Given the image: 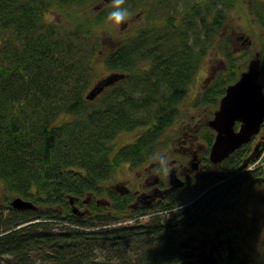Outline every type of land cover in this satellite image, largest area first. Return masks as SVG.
<instances>
[{
    "label": "trees",
    "instance_id": "1",
    "mask_svg": "<svg viewBox=\"0 0 264 264\" xmlns=\"http://www.w3.org/2000/svg\"><path fill=\"white\" fill-rule=\"evenodd\" d=\"M95 1L0 0V190L38 207L0 204V264H180L174 235L199 227L214 211L235 210L257 175L241 168L252 152L247 145L220 166V181L207 184L217 188L192 203L175 193L145 224L113 227L121 215H133L130 199L116 200L107 213L96 204L88 216L72 213L70 197L102 198L121 167H142L164 146L236 6L233 0H130L131 13L145 14L151 27L101 53L107 44L96 29L107 21L109 2L95 16ZM78 6L90 13L76 12ZM55 9L73 14L69 27L48 20ZM96 60L126 77L91 101ZM228 66L196 105H219L240 73L236 63ZM125 134L137 135L120 146Z\"/></svg>",
    "mask_w": 264,
    "mask_h": 264
},
{
    "label": "rangeland",
    "instance_id": "2",
    "mask_svg": "<svg viewBox=\"0 0 264 264\" xmlns=\"http://www.w3.org/2000/svg\"><path fill=\"white\" fill-rule=\"evenodd\" d=\"M129 1L130 0H124V6L129 8L130 4L133 5L132 1ZM105 2L109 3L106 4ZM232 2H234V5H236L234 7L235 9H233V11L227 17V22L224 25V28H222L219 34L216 36L214 46L210 48L208 55L204 59V63L201 67V71L198 74L196 82L191 86L189 96L186 98V101L181 107L180 117L165 135L166 139L164 141V145L166 144V146H164V148L160 150L159 154L167 155L168 159L181 158V156L178 155V152L175 151V148L180 146L179 143L183 141L184 133L188 132L191 127L195 129L197 128L199 137L197 142L204 147L203 151L207 150L208 146L206 144V141L211 139L214 134L207 123L211 120V115L217 108L216 105H212L209 107H200L196 105V103L201 99L203 88H208L210 85H212L213 80L218 75L228 71V65H234L236 63V68L238 69L237 71L241 72L242 70L248 68L247 65L249 64V62L257 53H259L261 55V75L259 80L260 83L264 85V46L258 40L260 31L258 29H256L255 31H246L245 24L247 21L248 2L244 0H233ZM104 3L106 4L105 6L107 11H110L113 7V0H97L93 2L90 12L94 11L96 16L98 14L96 12H98L99 9L102 8ZM88 4H90V2ZM56 9L48 16V20L59 22L63 24V26L69 27V25L72 23L73 14H63L58 12ZM144 9H147V7L143 8V10ZM129 10L130 15L121 25H117L114 22H110L107 20L103 25H100V27L96 29L97 33L100 35L101 41H104L105 44H107L106 46L104 45L102 47L101 53L110 52L116 45L134 35L137 30L151 27L147 22L144 21L145 14L141 13L140 15H138V13H131L132 9ZM80 11L81 13H83V15L90 13L83 11L82 7L78 6L76 12ZM233 28L236 29V34L244 33L247 35H251L253 41L252 45L242 46L240 45V42L228 44L227 38L230 33L233 32ZM95 66L98 73H96V79L93 81V84L111 74L107 69L104 60H101L100 62L96 60ZM214 70L215 72H213ZM213 76L214 78H211ZM208 114H210V116ZM136 135L137 134H125L120 137L118 144L120 146L128 144L134 141ZM256 141L257 138L254 140V144L252 147L256 145ZM158 158L159 156L154 157L144 166H149L151 162L158 160ZM206 162L207 164L205 165V167L200 168L199 174L197 175L195 181L190 182L188 187L184 188L187 190H185V192L178 193V195L188 203H190L193 197L197 195L194 194V190L197 189V185H203L201 187L203 188L213 180L219 181L220 177L222 176V168L212 164L209 159ZM144 166H142V168ZM254 166H261L264 168V158H262L258 163L254 164ZM254 166L253 168H255ZM142 168L140 167L139 169H132V166L129 165L120 168L114 178L110 179L105 184L107 194H103L102 198L106 200L113 198L115 195L110 193L109 189L120 182H127L129 183V185L133 186V182L139 181L141 174L140 170H142ZM261 177V179L264 180V175ZM194 183L195 186H193ZM14 197H16V195L5 194L0 190V204H3L6 199L11 202ZM239 200V213L238 215L235 214V218L240 219V225L242 226L244 235L246 236L249 232L253 233V231L259 232V236L257 238L248 240L249 238L247 239L246 237V240L244 241L245 252L249 253L248 256H250V260H254L255 258L257 264H264V185L262 184V181L257 179L255 180V182L250 183ZM155 208L158 209L159 207L156 206ZM83 209L84 208H82V210ZM109 211H112L111 207H103V213H107ZM151 213L138 219L136 215L139 214V212L126 217H123L121 215L120 219L114 223L113 227L131 226L138 222L140 224H145L151 220ZM246 223L249 224L250 230H247L245 228ZM188 240V237H181L178 243H186L188 242Z\"/></svg>",
    "mask_w": 264,
    "mask_h": 264
},
{
    "label": "flooded vegetation",
    "instance_id": "3",
    "mask_svg": "<svg viewBox=\"0 0 264 264\" xmlns=\"http://www.w3.org/2000/svg\"><path fill=\"white\" fill-rule=\"evenodd\" d=\"M244 1L248 2L246 31L258 29L260 31L258 40L264 46V0ZM233 9L235 8L228 10V13L230 14ZM232 31L227 38L228 44L240 42L242 46L252 45L251 35L244 33L236 34L235 28ZM211 78H214V76ZM206 90V88H203V91ZM261 135L257 137L256 143L262 141ZM198 138L197 128L191 127L188 132L184 133V139L179 143L180 146L175 148V151L178 152L181 158L168 159L167 155L158 153L155 155V157L159 156L158 160L151 162L149 166L141 167L142 170H140L141 174L138 182H133V186L127 182H120L116 184L117 189L111 192L121 200L130 199L129 206L131 211L133 213L139 212L140 216H144L149 211L159 212V208L171 204L172 195L178 192H185L187 189L184 188L188 187L190 182L195 181L200 168H204L207 164L209 147L203 151L204 147L197 142ZM206 144L210 146L208 141H206ZM195 164L198 165V169L196 170L194 169ZM255 171H257V175L251 183L259 179L264 185V180L261 179V176L264 175V168L258 167ZM176 178H179L183 182L182 189L177 187ZM193 186H195V183ZM202 186L197 185V189L194 190V194H198L196 195L197 198L191 200L190 203L205 196L211 189L217 188L218 184L208 188L207 185L201 188ZM126 188L129 190L128 192H125ZM204 188L207 189L204 190ZM245 189L242 194L237 196L234 203L235 210L228 212L229 215L222 212L217 214L214 211V215L209 217L199 227L190 228L182 232L179 231L174 235L173 239L175 242L173 244L182 252L183 261L180 264H257L255 258L254 260H250L249 253L245 252L244 241L246 237L247 239L249 238L248 240L257 238L259 232H249L245 236L240 225V219L235 218V214L238 215L239 213V199L244 194ZM109 201L112 203L113 200L109 199ZM93 204L98 205L94 197L86 203H82L81 206L85 207ZM156 206L159 208L156 209ZM245 228L250 230L248 223L245 224ZM181 237H188V242L178 243Z\"/></svg>",
    "mask_w": 264,
    "mask_h": 264
},
{
    "label": "water",
    "instance_id": "4",
    "mask_svg": "<svg viewBox=\"0 0 264 264\" xmlns=\"http://www.w3.org/2000/svg\"><path fill=\"white\" fill-rule=\"evenodd\" d=\"M261 73V60L259 55L249 63L248 70L243 72L240 79L228 86L225 96L222 98L220 108L215 112L214 118L208 122V126L216 131L217 135L211 147L210 161L218 165L229 158L240 147L247 144L257 135L264 123V86L259 82ZM124 78L123 74H113L97 82L87 95V99L94 100L107 87ZM240 123L239 129L236 128ZM257 145L253 154L245 160L243 168L259 156ZM198 165H194L197 169ZM177 187L183 182L176 179ZM73 212L79 210L74 206V199H70ZM11 206L16 210L36 209V206L28 200L16 197Z\"/></svg>",
    "mask_w": 264,
    "mask_h": 264
},
{
    "label": "clouds",
    "instance_id": "5",
    "mask_svg": "<svg viewBox=\"0 0 264 264\" xmlns=\"http://www.w3.org/2000/svg\"><path fill=\"white\" fill-rule=\"evenodd\" d=\"M130 15L128 7L124 6V0H113V7L107 13V20L121 25ZM166 170V169H165Z\"/></svg>",
    "mask_w": 264,
    "mask_h": 264
},
{
    "label": "bare ground",
    "instance_id": "6",
    "mask_svg": "<svg viewBox=\"0 0 264 264\" xmlns=\"http://www.w3.org/2000/svg\"><path fill=\"white\" fill-rule=\"evenodd\" d=\"M256 136V135H255ZM254 136V137H255ZM254 137L252 138V140L254 139ZM261 138H262V140L264 141V135H261ZM252 140L250 141V142H248L247 144H245V145H243L242 147H240L239 149H238V151H241L243 148H245L247 145H250V143L252 142ZM129 190L126 188V191L125 192H128ZM125 192H123V193H125ZM195 198H197V196H194ZM173 242H175L174 241V239H173Z\"/></svg>",
    "mask_w": 264,
    "mask_h": 264
}]
</instances>
